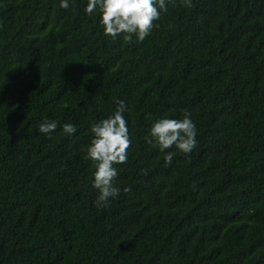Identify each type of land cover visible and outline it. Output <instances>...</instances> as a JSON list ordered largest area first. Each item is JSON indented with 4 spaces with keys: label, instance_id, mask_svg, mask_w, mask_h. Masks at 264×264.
<instances>
[{
    "label": "trees",
    "instance_id": "trees-1",
    "mask_svg": "<svg viewBox=\"0 0 264 264\" xmlns=\"http://www.w3.org/2000/svg\"><path fill=\"white\" fill-rule=\"evenodd\" d=\"M85 3L0 0V264H264V0H172L142 42ZM117 100L130 190L100 209L85 149ZM184 110L197 146L165 166L148 129Z\"/></svg>",
    "mask_w": 264,
    "mask_h": 264
},
{
    "label": "clouds",
    "instance_id": "clouds-1",
    "mask_svg": "<svg viewBox=\"0 0 264 264\" xmlns=\"http://www.w3.org/2000/svg\"><path fill=\"white\" fill-rule=\"evenodd\" d=\"M172 0H86L84 13L95 16L102 34L115 40L122 37L131 42L144 41L158 21L162 13L168 11ZM180 6L191 8L193 0H178ZM70 0H58V7L67 10ZM127 106L123 100L116 101V108L111 115L90 124L91 138L85 149L84 159L91 161L93 169L91 187L97 196L94 206L107 208L113 199L119 197L121 190L130 189L116 185L119 169L114 165L126 164L131 145L128 122L125 118ZM182 119L162 116L156 119L148 129L146 142L157 147L163 154L165 166L171 165L177 152L190 154L197 146V128L191 113L181 112ZM58 127L56 120L43 119L37 131L51 138ZM60 128L68 136L74 135L78 128L73 123H63ZM175 149V151H168Z\"/></svg>",
    "mask_w": 264,
    "mask_h": 264
}]
</instances>
